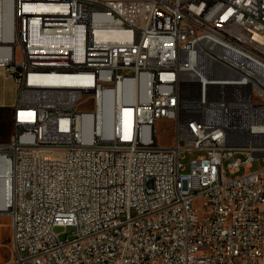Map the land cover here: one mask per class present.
I'll return each instance as SVG.
<instances>
[{
  "label": "built area",
  "instance_id": "2783aa9c",
  "mask_svg": "<svg viewBox=\"0 0 264 264\" xmlns=\"http://www.w3.org/2000/svg\"><path fill=\"white\" fill-rule=\"evenodd\" d=\"M0 68L11 264H264V0H0Z\"/></svg>",
  "mask_w": 264,
  "mask_h": 264
},
{
  "label": "rangeland",
  "instance_id": "374dc122",
  "mask_svg": "<svg viewBox=\"0 0 264 264\" xmlns=\"http://www.w3.org/2000/svg\"><path fill=\"white\" fill-rule=\"evenodd\" d=\"M19 53H16V59H19ZM1 69V68H0ZM3 76L5 75L3 70L1 69ZM5 77V76H4ZM6 78V77H5ZM10 79V78H6ZM2 79L0 78V98H3L2 92ZM170 122L166 120H158L156 123V133L158 136V143L160 145H170L172 143V129L170 127ZM12 132L11 125V115L9 109L0 106V143L7 141L10 134ZM197 155V153L193 154H181L179 162L184 167V171H188L190 161ZM259 165L262 166L264 163L261 161ZM258 164L254 163L253 169L257 168ZM242 170L239 172L241 173ZM55 233H57L60 238L64 239L69 234L71 229L69 227H56L54 228ZM10 228H9V220L8 217L2 213H0V264H11L12 262V250L9 240Z\"/></svg>",
  "mask_w": 264,
  "mask_h": 264
},
{
  "label": "bare ground",
  "instance_id": "6f19581e",
  "mask_svg": "<svg viewBox=\"0 0 264 264\" xmlns=\"http://www.w3.org/2000/svg\"><path fill=\"white\" fill-rule=\"evenodd\" d=\"M1 16L2 17L4 16V22L7 24V26H9V8L8 7L5 8L4 13L2 12ZM4 34L6 38L8 35L6 34V30ZM107 36H110L116 39L122 37L119 32H114L113 34L107 35ZM4 171H5V165L3 164L2 161H0V175L1 176L4 174ZM6 203H7V192H6L5 184L2 180H0V210L4 208Z\"/></svg>",
  "mask_w": 264,
  "mask_h": 264
},
{
  "label": "crops",
  "instance_id": "0c3cea01",
  "mask_svg": "<svg viewBox=\"0 0 264 264\" xmlns=\"http://www.w3.org/2000/svg\"><path fill=\"white\" fill-rule=\"evenodd\" d=\"M5 76V75H4ZM0 69V78L2 79L3 98H0V106L9 109L11 115V106L14 100L15 86L11 79H6Z\"/></svg>",
  "mask_w": 264,
  "mask_h": 264
}]
</instances>
